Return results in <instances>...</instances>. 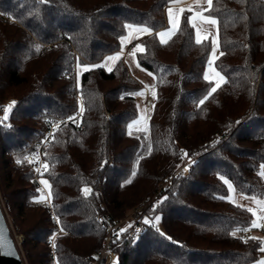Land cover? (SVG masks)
Listing matches in <instances>:
<instances>
[{
    "label": "trees",
    "instance_id": "obj_1",
    "mask_svg": "<svg viewBox=\"0 0 264 264\" xmlns=\"http://www.w3.org/2000/svg\"><path fill=\"white\" fill-rule=\"evenodd\" d=\"M174 1L0 0V108L16 101L0 117V193L27 264H54L48 239L56 225L58 264H90L105 233L97 217L124 216L185 158L193 159L189 176L173 180L145 213L161 216L160 231L146 224L137 239L122 236L117 264H250L261 256L264 228L227 199L219 176L236 193L264 198V0H213L207 13L224 53L214 65L224 81L204 104L210 40L196 43L188 10L167 42L156 36ZM134 28L150 29L130 39L155 86L144 135L128 127L137 116L131 93L142 84L121 55L111 71L104 64ZM50 129L40 176L51 186L53 215L33 203L43 193L25 161Z\"/></svg>",
    "mask_w": 264,
    "mask_h": 264
},
{
    "label": "built area",
    "instance_id": "obj_2",
    "mask_svg": "<svg viewBox=\"0 0 264 264\" xmlns=\"http://www.w3.org/2000/svg\"><path fill=\"white\" fill-rule=\"evenodd\" d=\"M134 44L135 43L133 41H129L123 45L122 49L120 50V55L122 58H124L127 54L133 52ZM80 105H81L80 110L75 114L73 118H77L80 115L82 103H80ZM50 134H51V129L47 132L46 137L45 139H43L41 144H39L38 146L34 147L32 150L26 153L25 161L29 164V166L33 171V178L37 186V189H39L43 193V196L47 200L46 203L38 200L33 201V203L34 204L37 202L45 203L48 210L52 214L48 189L47 187H45V185L40 183V181L42 180L40 175L43 170V154L46 150V143ZM182 153L184 154V151H182ZM192 162L193 159L185 158L183 162L161 182V184L157 188V191L152 195V197L146 198L141 202H139L138 204H136L133 208L129 209L124 216L120 218H114L109 214H100L97 217V220L98 223L104 229L105 233L102 238L100 250L96 258L91 260L90 264H113L114 261L117 264L116 261L117 253L114 247L119 243L120 238L122 236H125L126 238L135 240L141 236V234L144 232L146 227V224L144 223V218L146 217L145 216L146 211L154 208V205L156 204L160 195L171 186L173 180L178 178H187L189 176ZM185 168H187V171H185ZM37 169H39V171H37ZM0 206L4 212V207L1 199H0ZM128 225H131V227L128 228L125 233H120L119 236H117L119 229L122 227H127ZM260 227L264 228V223H261ZM136 228L141 229V231L137 233L135 231ZM9 230L16 245V248L18 249V252L21 256V251H20V243L22 241L21 235L16 234L14 231H12L10 226H9ZM58 232H59V227L58 225H56L55 233L48 239V245L51 250V256L54 264H58V258L54 252V247H53V244L55 242V237ZM260 255L264 256V252H262Z\"/></svg>",
    "mask_w": 264,
    "mask_h": 264
},
{
    "label": "crops",
    "instance_id": "obj_3",
    "mask_svg": "<svg viewBox=\"0 0 264 264\" xmlns=\"http://www.w3.org/2000/svg\"><path fill=\"white\" fill-rule=\"evenodd\" d=\"M209 8H210V6L208 5L207 0H176L172 3H170L166 7V9H165L166 24H165V26H163L161 29H159L156 32L157 39L160 42H161V37L158 34L162 33V32L166 33V35L163 37L164 42H161V43L167 42L177 31L179 24H180V20H181V16H182L183 11L188 10L189 11V22L193 27L195 41H196V30H197V28H199L201 36L202 37L206 36V38H202L201 41L210 40V42H211V49H210V52L208 55L207 63L205 65L204 73H205V71H209L208 60L210 58L213 59L212 67L216 71H218L214 65V62L220 56V53H221V49L219 46V37H218V25H209L207 23H204L200 19L201 16H211L207 13ZM169 10H171V12ZM173 18L177 21L175 28H172V26L170 24V19H173ZM213 18H215V17H213ZM131 33L133 34V31H131ZM213 38H215L217 40L215 53L212 52V47H213L212 46V39ZM129 41H131V40L129 39ZM111 56H113V55H111ZM114 61L115 60H113V62ZM113 62H112V64H113ZM109 63H111V60H109ZM210 74H211V72H210ZM210 81L212 83V87H214L215 86V78L213 80H210ZM222 83L223 82H221V84ZM261 171H264V169H261ZM262 178L264 180V176H262ZM235 196L237 198L235 203H237L239 205H243L247 208H252L256 212V215L253 216V219H255L257 221L258 225H261V223H264V219L260 218L262 215L261 209L264 208V203H260V202H264V198H257V197H253V196L240 194V193H236ZM252 215H253V213H252ZM262 259H264V256H260L256 261H254L250 264H256L257 261L262 260Z\"/></svg>",
    "mask_w": 264,
    "mask_h": 264
},
{
    "label": "snow or ice",
    "instance_id": "obj_4",
    "mask_svg": "<svg viewBox=\"0 0 264 264\" xmlns=\"http://www.w3.org/2000/svg\"><path fill=\"white\" fill-rule=\"evenodd\" d=\"M41 2H45V3H46L47 0H41ZM207 3H208L209 6H211L212 3H213V0H207ZM169 11L171 12V10H169ZM200 19H201L204 23H207V24H209V25H217V23H218L217 20H216L215 18H213L212 16H201ZM176 23H177V21H176L174 18H173V19H170V24H171L172 28H175V27H176ZM125 27H126V28H131V27H134V26H133V25H125ZM138 30L141 31V32H148V31H150V29H148V28H138ZM158 35H160V37H161V42H164V41H163V37L166 35V33H163V32H162V33H159ZM202 38H206V36H205V37H202L201 34H200V29L197 28V30H196V43L199 44V43L201 42V39H202ZM121 40L123 41V40H124V37H121ZM216 45H217V40H216L215 38H213V39H212V46H213V47H212V52H213V53L216 52ZM39 47H40L39 45L36 46L37 51H39ZM136 47H137L138 49H140L141 51H143V49L141 48L140 45H137ZM223 54H224L223 52L220 53V55H223ZM119 56H120V53L117 52L115 55L110 56V57H108L107 59H108V60H116ZM212 65H213V59L210 58V59L208 60L209 71H205V73H204V79L210 81V80H213V79L215 78V86L212 87V88L208 91L207 95H205L202 99H200L199 104H204V102L209 98V96H211L214 92L217 91V88L220 87L221 82L224 81V76H222V75L220 74V72L216 71V70L212 67ZM81 67H82V70H83V71H88L89 69H94V68L100 67V65H97V64H91V65H89V64H84V65H82V66L78 65V68H81ZM111 70H112V69L109 67V68H108V71H111ZM210 72H211V74H210ZM80 74H81V72H80V71H77V76H79ZM140 94H142V93H131V95H140ZM153 95H155V93H153ZM121 99H123V96L121 97ZM15 103H16V101H12L8 106L5 107V109H4V113H5V115H4L3 119L6 120V119L8 118V112H9V110L12 108V106H13ZM68 119H69V120H72L73 117H72V116H69ZM134 123H136V121H133L132 123H130V124L128 125L129 129H131V128L133 127V124H134ZM9 126H10V125H9ZM185 155H187V153H185ZM17 163H20V160H19V159L17 160ZM260 167H261V169H264V164H261ZM37 171H39V169H37ZM185 171H187V168H185ZM133 175H135V172H133ZM260 175L264 176V171H261ZM219 179L222 180V181L224 182V184L227 185V188H228V192H229V193H232V192L234 191V187H233L232 182L229 181L228 179H226L225 176L220 175V176H219ZM126 182H127V181H126ZM40 183L43 184V185H45V187H48V188L51 187L50 184H49V181H48V180L42 179V180L40 181ZM38 191H39V189H38ZM82 191L85 193V195H87L91 190H90L89 188L85 187ZM48 195L50 196V195H51V192H49ZM219 198H220V199H225V197H223V196H221V197H219ZM36 199H37L38 201H41V202H45V203L47 202L46 198H45L43 195L40 196V197H37ZM164 199H166V198H164ZM227 199L231 201L233 198H232L231 195H229V196L227 197ZM156 203L159 204V203H161V201L158 200ZM260 203H264V202H260ZM154 207H155V205H154ZM241 207H243V205H241ZM248 211H249V212H252V213H253V216L256 215V212H255L252 208H248ZM261 212H262V215H261L260 218H261V219H264V208L261 209ZM56 219H57V222H59L58 218H56ZM160 220H161V216H159V215H156V216L154 217V219H150L149 217H145V218H144V223L147 224V225H151L152 228L156 229V231L159 232L160 230H159V228L157 227V223H156V222H159ZM252 225H253V226H257V227L260 226V225L257 224V221H256L255 219L252 220ZM130 227H131V225H128L127 227H122V228H120V229H119V232L117 233V236H119L120 233H125V232L127 231V229L130 228ZM61 230H62V229H61ZM237 230H239V229H237ZM243 230H244V231H247L248 229L245 228V229H243ZM135 231L138 233V232L141 231V229L136 228ZM160 234H161V235H164L162 232H160ZM231 234H232L233 236H235L236 233H235V231H233ZM167 238H168V239H171V237H167ZM253 239H255V237H253ZM245 242H246V241H245ZM0 247H2V244H0ZM53 247H55L54 244H53ZM260 251H261V252H264V242H262V246L260 247ZM8 254H11V253H8ZM113 264H116V262L114 261ZM256 264H264V259L257 261Z\"/></svg>",
    "mask_w": 264,
    "mask_h": 264
},
{
    "label": "rangeland",
    "instance_id": "obj_5",
    "mask_svg": "<svg viewBox=\"0 0 264 264\" xmlns=\"http://www.w3.org/2000/svg\"><path fill=\"white\" fill-rule=\"evenodd\" d=\"M130 34H129V36H127L128 40L131 38H135L134 40H137L138 36L141 34V31L134 28L133 34L131 33V31H130ZM133 42L135 43L134 48H133V52L127 54L123 59L127 64V67H128L130 74L142 84V87L136 93H142V94L135 95L136 101H137V116L130 123H132L133 121H136V123H134L133 127L129 130L135 134L144 135V133L148 129L149 119H150V115L152 113V108H153V104H154V100H155V95H153V93H155V86H154V82H153V76L149 72L143 70L138 65L137 60H136V52H138L139 49L136 46L139 45V43L137 41H133ZM112 62H113V60H111V63H109V60L107 59L104 61V64L107 68H109L112 66L111 65ZM12 101H15V100L12 98L8 99L4 103V105L0 108V117H4V115H5L4 109ZM13 107H14V105L12 106V108ZM12 108L9 110L8 114L10 113ZM229 195H231L233 198L231 201L236 202V200H237V198L235 196L236 192L235 191H233L232 193L228 192L227 197ZM0 199L2 200L3 207H4L5 201H4L3 197L1 196V193H0ZM4 212H5V215L7 217V221L9 223L11 230L14 231L16 234L21 235V239L23 240L22 234H20L17 231V229L12 226L11 217L9 216V214L6 213L5 207H4ZM159 222H156V223L159 224ZM20 251H21V256L23 258L24 264H27L26 260H25L24 252L21 248V243H20Z\"/></svg>",
    "mask_w": 264,
    "mask_h": 264
},
{
    "label": "water",
    "instance_id": "obj_6",
    "mask_svg": "<svg viewBox=\"0 0 264 264\" xmlns=\"http://www.w3.org/2000/svg\"><path fill=\"white\" fill-rule=\"evenodd\" d=\"M0 264H24L10 234L5 214L0 206ZM11 253V254H8Z\"/></svg>",
    "mask_w": 264,
    "mask_h": 264
}]
</instances>
